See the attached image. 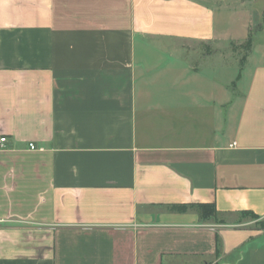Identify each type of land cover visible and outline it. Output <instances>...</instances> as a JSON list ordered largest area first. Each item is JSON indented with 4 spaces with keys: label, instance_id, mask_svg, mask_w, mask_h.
Returning <instances> with one entry per match:
<instances>
[{
    "label": "crops",
    "instance_id": "crops-1",
    "mask_svg": "<svg viewBox=\"0 0 264 264\" xmlns=\"http://www.w3.org/2000/svg\"><path fill=\"white\" fill-rule=\"evenodd\" d=\"M224 1L0 0V264H264V0Z\"/></svg>",
    "mask_w": 264,
    "mask_h": 264
},
{
    "label": "rangeland",
    "instance_id": "rangeland-1",
    "mask_svg": "<svg viewBox=\"0 0 264 264\" xmlns=\"http://www.w3.org/2000/svg\"><path fill=\"white\" fill-rule=\"evenodd\" d=\"M226 4L224 5V7H228V8H232V7H236L235 5V0H225L224 1ZM235 5V6H234ZM262 33H260L257 37H262L261 36ZM256 35H257V32H253V37L255 36L256 38ZM250 45L249 43L247 42V40L243 41V42H240V43H237V44H221V46H219L221 48L220 50V55H216L217 58L219 59V57L222 59V68L223 67H227V69H231V68H237L238 67H243L247 62V57H248V54H249V51L251 49V46H252V43H256V41H258V39H253L252 40V37H250ZM247 42V44H246ZM170 47H173L174 49H176L175 46H170ZM170 47H166V48H170ZM186 48H184L183 52H187L185 51ZM182 52V53H183ZM178 53H181V51H178ZM197 55V56H196ZM177 58H179L180 60L178 61V63H181V58H182V55H175ZM183 57H184V60L190 63H195L194 65L196 66H200V65H204V66H209L208 64L210 63V61L208 60H202V62H199L198 60H195L193 61V57H198V59L200 60V57L199 55L196 53V54H193L190 53V54H183ZM220 59V60H221ZM224 73V72H223ZM238 70H235L234 73H233V76H232V79L234 81V78L235 76H237L238 74ZM228 77H230V75H228ZM227 78V77H226ZM236 84V82H235ZM234 89V87H233ZM226 108H227V105L223 106V114H225L226 112ZM253 220H256V221H253L252 223V226H254L255 228L257 229H260V231H263L264 232V222L261 221V220H258V218H254Z\"/></svg>",
    "mask_w": 264,
    "mask_h": 264
},
{
    "label": "trees",
    "instance_id": "trees-1",
    "mask_svg": "<svg viewBox=\"0 0 264 264\" xmlns=\"http://www.w3.org/2000/svg\"><path fill=\"white\" fill-rule=\"evenodd\" d=\"M247 42L251 43L250 41V37L247 39ZM246 42V44H247ZM193 206L189 207V206H171L168 207V211L171 212H176V213H181V212H186L188 211V208H192ZM196 209L198 210V212H200L201 215V220H213L215 222H217L216 220V216L217 213L215 211V208L213 206H209V205H202V206H196ZM253 218H256L254 215H252ZM219 248H220V243L218 241V239L216 240V250H215V254H218L219 252Z\"/></svg>",
    "mask_w": 264,
    "mask_h": 264
},
{
    "label": "built area",
    "instance_id": "built-area-1",
    "mask_svg": "<svg viewBox=\"0 0 264 264\" xmlns=\"http://www.w3.org/2000/svg\"><path fill=\"white\" fill-rule=\"evenodd\" d=\"M6 142L7 139L5 137H0V151L5 148ZM28 149L31 151L38 150V148H36V146L33 143L28 144Z\"/></svg>",
    "mask_w": 264,
    "mask_h": 264
}]
</instances>
